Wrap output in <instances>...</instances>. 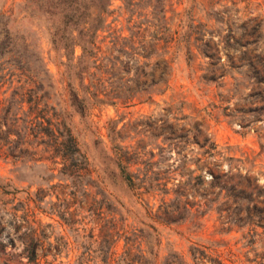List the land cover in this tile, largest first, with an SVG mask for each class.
Segmentation results:
<instances>
[{"label": "rangeland", "instance_id": "374dc122", "mask_svg": "<svg viewBox=\"0 0 264 264\" xmlns=\"http://www.w3.org/2000/svg\"><path fill=\"white\" fill-rule=\"evenodd\" d=\"M34 3L0 0V41L40 80L0 67V264H35L27 223L41 233L39 264H101L109 247L121 264L138 249L149 264H264V0H109L94 24L112 62L83 77L60 63L48 28L59 21ZM20 85L68 122L79 153L65 160L26 132ZM127 148L149 185L120 175Z\"/></svg>", "mask_w": 264, "mask_h": 264}, {"label": "trees", "instance_id": "16d2710c", "mask_svg": "<svg viewBox=\"0 0 264 264\" xmlns=\"http://www.w3.org/2000/svg\"><path fill=\"white\" fill-rule=\"evenodd\" d=\"M34 3V7L38 11H42L44 16L47 17L48 21H59V24L53 25L49 24V40L52 49L60 55V63L64 64L66 70L70 71V67H74V70L81 76L89 70L90 64L93 67L102 69L103 67H108L107 63L103 61L106 58L108 62H112V59L106 57L104 54H99L100 46L97 43L96 36L99 26L94 24V21H106L105 14L109 6V0H31ZM96 11H93L95 10ZM0 14H6L5 11L0 12ZM187 40V39H186ZM79 46L81 48V53L75 55V48ZM38 50V48H37ZM4 52V53H3ZM134 55V54H133ZM145 58L151 56L150 52L142 54ZM63 56H66V60H63ZM37 60L40 59V55L37 52ZM76 58V62H74ZM136 57H133V59ZM146 62V60H144ZM8 65H5V64ZM160 67V73L158 75V80H163V76L166 74L165 67L168 65V58L163 55L159 57L156 62ZM149 64V63H148ZM14 66L19 69L18 81L27 82V77L34 83L40 82L37 78L38 73L35 69L29 67V61L26 59L25 55L22 53H15L8 43V41H0V67L10 68ZM2 68V69H3ZM23 75L25 77H23ZM22 76L23 79L20 77ZM83 77V76H82ZM69 84V104L77 110L80 114L84 112L83 109V99L79 96L78 90L72 85L70 79H68ZM23 91V97L16 90L13 93L16 94L17 103L19 100V109L25 113L24 119L17 114H14L15 119L21 118L25 121L27 130L26 132H31L33 135L43 142L46 147L51 150V152H58L65 160H67L66 150L68 148L73 149V151L80 152L79 141L72 132V128L68 125L64 119L58 120L55 115L54 109L48 103H43L40 101V95L33 94L30 92L31 88H24L20 85ZM144 93H138L137 99L142 98L141 95L146 94L148 91H142ZM97 100H104L103 98L96 95ZM128 99L134 98L125 97ZM120 100V99H118ZM124 101V102H125ZM123 102V101H121ZM23 104H27V108H23ZM52 109V112L50 110ZM17 134L19 132L17 131ZM113 139L112 136H110ZM212 144H214L212 142ZM131 151L127 148L126 153L117 154V165L119 168V173L122 178L128 182L130 185H135V177L142 180L143 182H148V174H144V178L137 173L136 170L131 168V163H129L127 155ZM213 166L217 165L216 160L212 161ZM218 174H213L212 179H217ZM149 185V182H148ZM143 187H147L143 185ZM24 220V219H23ZM25 222H28L26 219ZM24 227L28 229V234L30 235V242L26 245V255L35 264H39V254L38 250L41 246L42 238L41 233L38 231V227L29 225V223L24 224ZM48 245L44 250L48 251L49 248H54L51 241L48 240ZM144 249H138L136 255L132 256L128 262L125 264H141V259L145 258V263L147 261ZM110 260H106L105 263L101 264H121L115 260V251L111 247L107 248L105 251ZM125 254H129L128 249H125ZM90 264V263H88ZM94 264V263H91ZM97 264V263H95Z\"/></svg>", "mask_w": 264, "mask_h": 264}]
</instances>
